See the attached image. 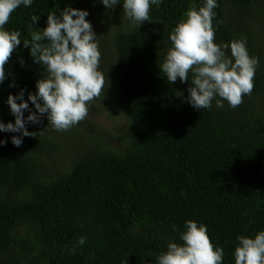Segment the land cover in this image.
<instances>
[{"label": "trees", "instance_id": "16d2710c", "mask_svg": "<svg viewBox=\"0 0 264 264\" xmlns=\"http://www.w3.org/2000/svg\"><path fill=\"white\" fill-rule=\"evenodd\" d=\"M218 3L214 42L246 38L260 63L238 107L213 101L200 112L186 100L191 81L170 84L159 65L173 29L203 0H163L140 28L125 18L123 3L109 11L100 0H34L11 14L5 28L23 40L46 28L51 12L87 10L105 85L86 118L66 131L45 115L26 125L34 136L20 147L11 142L19 133L0 132L8 141L0 145V264H156L168 242L182 243L189 219L207 226L223 264H235L237 237L264 230V0ZM30 47L22 41L5 65L4 123L15 122L8 96L24 90L27 100L45 78ZM115 104L124 119L113 131L93 116ZM80 236L86 243L72 255Z\"/></svg>", "mask_w": 264, "mask_h": 264}, {"label": "clouds", "instance_id": "9594fccd", "mask_svg": "<svg viewBox=\"0 0 264 264\" xmlns=\"http://www.w3.org/2000/svg\"><path fill=\"white\" fill-rule=\"evenodd\" d=\"M162 2L100 0L109 11L123 3L125 18L139 28L153 21L151 9ZM33 3L34 0H0V84L6 79L5 65L22 41L24 48L31 46L34 62L45 70V78L37 81L36 91L29 93L27 100L21 90L17 95L10 94L6 101L15 122L0 120V132L19 133L11 138L16 147L22 145L25 137L34 136L26 125L42 123L45 115L57 131L78 124L86 118L91 102L101 95L105 85V77L99 70L101 52L97 34L86 19L90 14L87 10L67 7L59 15L49 13L47 27L30 32V39L22 40L19 31L5 28L15 10L21 6L30 8ZM217 7L218 0H203L199 9H190L187 18L178 22L170 34L171 47L159 65L168 83L173 84L177 79L181 83L191 81L186 100L199 112L211 110L213 101L216 108H223L224 101L233 109L238 107L244 96L252 93L260 63L258 57L250 55L246 38L214 42L219 25L217 21V26H213ZM39 19L35 14L31 17L35 25ZM20 63L24 64L23 59ZM29 101L36 111L29 107ZM25 110L30 113L26 119ZM7 143V139L0 140V145ZM184 228L180 233L182 243L168 242L167 250L156 257V264H223L224 249L213 244L206 225L189 219ZM173 231H178L176 226ZM237 241L235 264H264V230L254 238L240 235ZM85 243L86 237L80 236L71 254L75 255L76 248Z\"/></svg>", "mask_w": 264, "mask_h": 264}, {"label": "rangeland", "instance_id": "374dc122", "mask_svg": "<svg viewBox=\"0 0 264 264\" xmlns=\"http://www.w3.org/2000/svg\"><path fill=\"white\" fill-rule=\"evenodd\" d=\"M99 28L101 31L106 32V34L111 30V28L107 29L103 24H99ZM93 119L114 131L119 122H122L124 118L118 109V105L115 104L110 108H105L99 115L93 116Z\"/></svg>", "mask_w": 264, "mask_h": 264}]
</instances>
